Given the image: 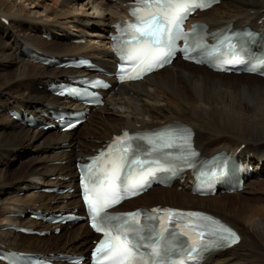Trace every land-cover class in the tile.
Wrapping results in <instances>:
<instances>
[{"label": "bare ground", "instance_id": "bare-ground-1", "mask_svg": "<svg viewBox=\"0 0 264 264\" xmlns=\"http://www.w3.org/2000/svg\"><path fill=\"white\" fill-rule=\"evenodd\" d=\"M130 1L0 0V245L25 253L88 255L95 236L86 224L66 225L59 235L45 237L16 234L6 228L41 226L28 218H15L28 210L82 211L77 159L94 155L122 130L154 129L180 121L194 128L196 147L204 157L226 151L237 155L242 165L254 166L243 191L248 190L251 197L231 200L241 192L199 197L191 193L186 179L172 188L155 186L118 211L160 205L213 214L234 227L242 241L207 264H264V79L217 74L177 58L144 81L109 90L105 106L92 109L85 123L90 125L86 137L93 139L89 142L77 135L85 124L67 134L54 132L44 137L45 131L30 134V129L1 113L17 110L39 116L50 106L67 104L39 88L73 72L32 62L26 48L56 58L83 55L114 69L109 34L112 24L127 17L125 6ZM193 21L212 29L234 23L236 28L250 26L264 33V0H226ZM42 34L52 38L44 39ZM76 40L85 44L78 45ZM36 140H41L39 145H33ZM31 150L34 156L21 163L16 174L9 170L15 156L28 155ZM12 175L16 177L10 178ZM260 176L261 182L249 189V183ZM39 185L74 187L77 192L45 195ZM45 230L53 232L54 228ZM48 237L59 238L52 243Z\"/></svg>", "mask_w": 264, "mask_h": 264}, {"label": "snow or ice", "instance_id": "snow-or-ice-1", "mask_svg": "<svg viewBox=\"0 0 264 264\" xmlns=\"http://www.w3.org/2000/svg\"><path fill=\"white\" fill-rule=\"evenodd\" d=\"M217 0H134L129 5L133 20L116 25L115 51L123 62L120 80H140L172 62L177 52L183 59L209 63L219 71L246 64V70L264 74V59L249 51L251 33L215 37L209 45L207 29L184 25L197 10H206ZM183 42V47H180ZM126 66L131 71H126ZM92 86H103L92 82ZM77 95H87V91ZM193 132L175 124L144 133L124 132L117 136L87 166L81 168L83 198L92 228L102 236L93 252V264H202L209 252L239 243L234 229L213 216L177 209L153 208L114 214L110 210L125 199L150 187L158 172L175 175L195 169L202 186L227 174V163L199 160ZM217 160L219 158H216ZM67 264H82L78 257H65ZM34 258L8 257V264H33ZM41 264H54L44 258Z\"/></svg>", "mask_w": 264, "mask_h": 264}, {"label": "rangeland", "instance_id": "rangeland-1", "mask_svg": "<svg viewBox=\"0 0 264 264\" xmlns=\"http://www.w3.org/2000/svg\"><path fill=\"white\" fill-rule=\"evenodd\" d=\"M179 62H180V60H179ZM180 84H182V81L180 82ZM41 91H43V90H45V87H43V86H41V88H39ZM1 113H4L6 116H9L8 115V113L6 112V111H1ZM113 117V116H112ZM89 127H90V125L89 124H85L84 126H83V128H81V130L79 131V132H77V135H79V137H81L84 141H93V139H87V137H86V135L88 134V131H89ZM32 131L33 130H31V132H30V134H32ZM51 133L50 132H47L46 134H43V136L44 137H46V136H48V135H50ZM86 137V138H85ZM40 142H41V140H36L35 142H34V144L33 145H39L40 144ZM32 152V154L30 153V154H22V155H18V156H15V163H12L11 165H10V167H9V170H11V171H13L14 173L16 172V171H18V170H20L21 168H22V166H20V164L21 163H23L25 160H29L31 157H33L34 156V154H35V151L34 150H31ZM21 154V153H20ZM16 174V173H15ZM13 177H16V175H12V177H10V178H13ZM263 178L262 177H259V179L258 180H260V181H256V180H254L253 182L251 181V183H249V186H248V188L250 189L251 188V186H256V185H254V184H256V182L258 183V182H261V180H262ZM179 192H181V189H179L178 190ZM248 191V190H247ZM247 191H245V192H243L242 194H240V197H238V198H232L231 200L232 201H236V200H238V199H240V200H245V198H247V197H251V194L250 193H248ZM155 192L156 191H154V192H152V193H150L151 195L152 194H155ZM220 196H226V195H220ZM74 227V226H73ZM60 237V236H59ZM59 237H56V238H59ZM56 238H52V237H48V240L49 241H51L52 243H54L55 241H56Z\"/></svg>", "mask_w": 264, "mask_h": 264}]
</instances>
